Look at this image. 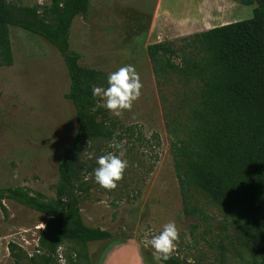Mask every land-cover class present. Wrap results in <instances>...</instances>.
<instances>
[{
	"label": "trees",
	"instance_id": "16d2710c",
	"mask_svg": "<svg viewBox=\"0 0 264 264\" xmlns=\"http://www.w3.org/2000/svg\"><path fill=\"white\" fill-rule=\"evenodd\" d=\"M90 1L28 5L0 0V66L13 63L10 25L50 42L67 69L64 96L71 100L77 122L58 162L53 196L25 186L0 187L4 218L6 199L46 216L32 252L8 241L15 264H60L61 255L67 264H93L88 242L113 236L107 229L86 225L80 213L79 204L92 187L89 175L98 166L87 154L96 152L101 142L132 138L136 126L110 118L100 98L92 95L94 87H108L107 73L80 64V54L69 47L73 18L85 16ZM146 53L163 106L183 214L207 221V208L214 207L224 228L233 230L246 262L264 264V2L254 4L249 18L152 42ZM137 133L144 139L138 128ZM153 137L158 138L156 133ZM163 263L204 264L177 255Z\"/></svg>",
	"mask_w": 264,
	"mask_h": 264
},
{
	"label": "rangeland",
	"instance_id": "374dc122",
	"mask_svg": "<svg viewBox=\"0 0 264 264\" xmlns=\"http://www.w3.org/2000/svg\"><path fill=\"white\" fill-rule=\"evenodd\" d=\"M18 1L28 5L50 2ZM233 1L91 0L86 15L74 17L69 47L80 54L82 65L101 69L108 76L132 64L143 83L142 95L131 112L118 118L106 109L123 126H136L133 137L122 140L129 165L124 178L115 190L108 191L89 175L92 187L79 204L86 225L113 235L88 242L93 264H103L107 251L122 243L138 245L139 264H155L153 250L144 242L169 221L180 229L173 255L204 264H248L239 253L233 230L224 228L223 217L214 207L207 208V221L182 212L163 106L146 53L152 42L252 16L254 4ZM9 37L14 66L0 67V187L25 186L53 196L58 162L77 129L74 106L64 96L69 87L67 69L57 49L41 36L10 25ZM137 128L144 139L137 138ZM108 145L99 143L98 150L88 152L87 157L97 160L114 151ZM4 204L8 216L4 218L0 210V264H15L8 241L32 252L46 216L11 199Z\"/></svg>",
	"mask_w": 264,
	"mask_h": 264
},
{
	"label": "clouds",
	"instance_id": "9594fccd",
	"mask_svg": "<svg viewBox=\"0 0 264 264\" xmlns=\"http://www.w3.org/2000/svg\"><path fill=\"white\" fill-rule=\"evenodd\" d=\"M108 87H94L93 97H99L104 101L102 105L114 116L122 118L125 111L131 112L134 102L142 95L143 83L140 74L132 64L124 65L117 71L110 73L107 77ZM114 151L100 155L94 169V180L102 188L112 191L118 186V182L124 178L128 161L125 158L127 149L125 142H117L115 139L108 145ZM88 177H85L87 180ZM103 203V201L101 202ZM45 227V225H44ZM43 227V228H44ZM180 240V229L175 221L164 224L158 234H151V238L145 240L144 246L151 247L155 264H162L172 258L176 251L177 243ZM59 251L63 252V246ZM72 259H77V253H71ZM60 264H67L61 255Z\"/></svg>",
	"mask_w": 264,
	"mask_h": 264
},
{
	"label": "crops",
	"instance_id": "0c3cea01",
	"mask_svg": "<svg viewBox=\"0 0 264 264\" xmlns=\"http://www.w3.org/2000/svg\"><path fill=\"white\" fill-rule=\"evenodd\" d=\"M233 2L235 3V1H233ZM215 26H217V25H215ZM201 30H203V29H201ZM53 55H54V53L52 52L51 57H53ZM59 58H60V60L62 59L60 56H59ZM57 62H58V60H57ZM60 63H62V62H60ZM79 63H80V59H79ZM6 66H14V57H13V64L6 65ZM0 67H4V66H0ZM139 252L140 251H139L138 245H133L131 243L116 244V245L112 246L107 251V253L105 254L103 264H139V263H141Z\"/></svg>",
	"mask_w": 264,
	"mask_h": 264
},
{
	"label": "water",
	"instance_id": "95a60500",
	"mask_svg": "<svg viewBox=\"0 0 264 264\" xmlns=\"http://www.w3.org/2000/svg\"><path fill=\"white\" fill-rule=\"evenodd\" d=\"M263 2H264V0H254V4L255 5L261 4Z\"/></svg>",
	"mask_w": 264,
	"mask_h": 264
}]
</instances>
